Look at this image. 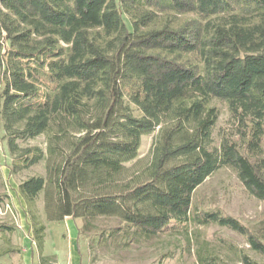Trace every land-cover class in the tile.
<instances>
[{
	"label": "trees",
	"instance_id": "1",
	"mask_svg": "<svg viewBox=\"0 0 264 264\" xmlns=\"http://www.w3.org/2000/svg\"><path fill=\"white\" fill-rule=\"evenodd\" d=\"M30 62L55 88L42 103L15 104L38 92ZM211 99L234 123L218 147ZM0 101L11 153L16 140L46 137L45 151L21 154L27 165L43 160L46 176L19 193L32 204L44 192L48 221L81 219L77 241L100 217L120 222L102 234L119 244L216 224L264 256L237 219L192 207L222 167L264 204V0H0ZM154 132L149 164L126 175Z\"/></svg>",
	"mask_w": 264,
	"mask_h": 264
},
{
	"label": "rangeland",
	"instance_id": "2",
	"mask_svg": "<svg viewBox=\"0 0 264 264\" xmlns=\"http://www.w3.org/2000/svg\"><path fill=\"white\" fill-rule=\"evenodd\" d=\"M28 67L38 76V92L19 99L9 98L15 104L42 103L45 95L55 88L45 69L33 62ZM208 106L217 113L211 136L212 145L218 147L222 136L234 132V123L224 102L211 99ZM156 136L157 132H154L141 137L137 158L125 164L126 175L141 171L149 164ZM7 141L0 120L3 180L0 186V264H57V255L69 254L70 235L66 222L47 220L44 192L39 193L32 204L19 193V185L25 180L46 176L43 160L27 165L31 155L21 156L25 149L32 147L45 151L46 137L16 140L18 150L14 153L10 152ZM192 207L219 210L223 215L237 219L264 244V204L243 186L232 170L222 167L207 178L194 192ZM73 222L76 228L84 225L81 219ZM119 225L114 218L100 217L84 226L77 241L81 264H200L198 257L204 264H240V252L246 253L256 264H264V256L250 249L246 237L216 224L193 226L188 223L132 244H119L102 237Z\"/></svg>",
	"mask_w": 264,
	"mask_h": 264
},
{
	"label": "crops",
	"instance_id": "3",
	"mask_svg": "<svg viewBox=\"0 0 264 264\" xmlns=\"http://www.w3.org/2000/svg\"><path fill=\"white\" fill-rule=\"evenodd\" d=\"M72 218H67L63 220L66 222V225L69 228V240H70V248L68 249V255H57V264H81V259L79 257V253L77 251V236H78V228L75 227V223ZM73 227V228H72ZM72 228V229H70Z\"/></svg>",
	"mask_w": 264,
	"mask_h": 264
}]
</instances>
